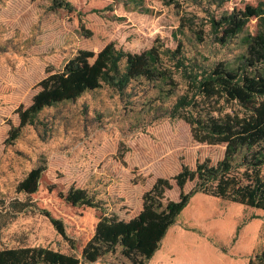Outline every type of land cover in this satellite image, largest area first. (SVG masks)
<instances>
[{"label":"rangeland","instance_id":"1","mask_svg":"<svg viewBox=\"0 0 264 264\" xmlns=\"http://www.w3.org/2000/svg\"><path fill=\"white\" fill-rule=\"evenodd\" d=\"M134 1L140 0H69L74 6L69 12L52 11V0H0V201L25 200L17 185L44 162L23 187L40 209L63 221L78 255L102 213L66 203L71 187L88 190L109 214L129 221L141 212L143 195L157 179H172L183 166L195 168L205 160L215 164L225 147L198 143L187 123L161 117L155 92L137 88L122 96L107 86L45 110L40 124L6 144L11 127L19 125L17 109L31 105L47 72L78 67L82 52L98 54L112 42L137 54L160 44L182 46L188 57L221 64L224 71H233L242 57L251 63L262 59L253 10L261 0H229L218 7L195 0ZM229 13H235L234 24L224 34L214 33L211 18ZM245 19L243 31L227 45L218 42ZM175 80L185 89L178 73ZM179 194L174 184L167 197L177 201ZM23 246L69 252L38 212L19 215L0 234V250ZM263 247V211L197 194L148 264H249ZM95 264L125 263L110 258Z\"/></svg>","mask_w":264,"mask_h":264},{"label":"trees","instance_id":"2","mask_svg":"<svg viewBox=\"0 0 264 264\" xmlns=\"http://www.w3.org/2000/svg\"><path fill=\"white\" fill-rule=\"evenodd\" d=\"M183 1L190 0L172 3ZM227 1L195 0L202 7H218ZM59 9L72 12L74 6L69 0H52L51 10ZM253 10L258 20L256 36L263 41L262 59L251 63L242 57L230 72L221 70V64L210 65L204 58L188 57L182 46L171 49L160 44L137 54L114 42L98 54L82 52L78 67L66 66L59 72H47L37 85L31 105L17 109L19 125L11 127L6 144L13 145L27 127L40 124L45 110L76 102L87 93L107 86L122 96L137 88H143L144 93L155 92L161 117L184 121L191 127L196 142L224 146L225 153L215 164L205 160L195 168L183 166L172 179H157L143 195L141 212L129 221L109 214L107 207L88 190L71 187L63 196L66 203L102 213L81 255L77 254L76 243L67 234L63 221L40 209L23 187L32 173L46 166L42 162L17 185V193L25 195V200L0 201V234L19 215L38 212L50 220L58 235L68 243L69 252L41 246L1 249L0 264H95L110 258L125 264H148L197 194L264 212V0ZM234 22L235 13L210 20L212 30L218 35L224 34ZM247 22L245 19L226 41L219 37L218 42L227 45V41L243 31ZM177 73L185 83L183 90L176 83ZM174 184L180 190L177 201L167 197ZM188 185L192 188L186 191ZM249 264H264V247L250 258Z\"/></svg>","mask_w":264,"mask_h":264}]
</instances>
